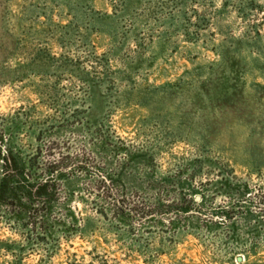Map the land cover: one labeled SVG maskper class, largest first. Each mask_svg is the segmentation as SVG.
Here are the masks:
<instances>
[{"label":"rangeland","instance_id":"rangeland-1","mask_svg":"<svg viewBox=\"0 0 264 264\" xmlns=\"http://www.w3.org/2000/svg\"><path fill=\"white\" fill-rule=\"evenodd\" d=\"M0 140L86 166L20 264H264V0H0Z\"/></svg>","mask_w":264,"mask_h":264},{"label":"trees","instance_id":"trees-1","mask_svg":"<svg viewBox=\"0 0 264 264\" xmlns=\"http://www.w3.org/2000/svg\"><path fill=\"white\" fill-rule=\"evenodd\" d=\"M83 169H86V166L82 164L68 166L64 158L60 161L42 160L39 151L25 158L19 152L4 149V142L0 140V208L15 205L17 224L26 230L31 226L38 245L55 239L59 231L66 241L73 236L85 239L83 233L86 229L81 228L80 219L68 204L69 201L63 204L64 215L51 220L59 201L60 184L66 182L67 176L71 173ZM109 179L110 183L106 178H99L100 186L112 185L114 180ZM117 180H122L121 174H118ZM109 195L113 197L111 192ZM191 202L195 203V200ZM159 208H156V211ZM116 210L117 218L124 223L126 221L124 206L117 203ZM134 210L137 211L138 208L134 206ZM30 238L29 235L25 236L21 242L13 245L0 242V247L3 246L11 255L17 253V264H20L23 253L30 247ZM13 247L17 252L12 250Z\"/></svg>","mask_w":264,"mask_h":264}]
</instances>
